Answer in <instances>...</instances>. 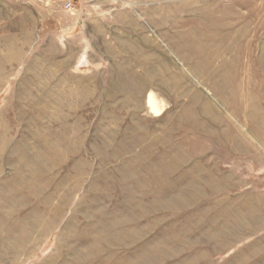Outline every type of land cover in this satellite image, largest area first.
<instances>
[{
    "label": "rangeland",
    "instance_id": "obj_1",
    "mask_svg": "<svg viewBox=\"0 0 264 264\" xmlns=\"http://www.w3.org/2000/svg\"><path fill=\"white\" fill-rule=\"evenodd\" d=\"M83 1L0 36V264H264V0Z\"/></svg>",
    "mask_w": 264,
    "mask_h": 264
},
{
    "label": "crops",
    "instance_id": "obj_2",
    "mask_svg": "<svg viewBox=\"0 0 264 264\" xmlns=\"http://www.w3.org/2000/svg\"><path fill=\"white\" fill-rule=\"evenodd\" d=\"M64 2H71L75 11L70 13L63 9ZM0 0V36H14V43L18 46L10 47L9 55L5 59L22 61L27 58L26 42L30 44L34 37L39 44L45 29L56 27L66 28V32L73 34V39L80 44L83 38H87L88 27L93 25L91 19L84 14L88 13L84 7L87 3L83 0ZM46 4V5H45ZM20 37L21 40H18ZM12 44V39L8 40ZM82 45L77 46L76 53H82ZM36 60L43 59L38 51L34 55ZM44 72H37L43 74Z\"/></svg>",
    "mask_w": 264,
    "mask_h": 264
},
{
    "label": "bare ground",
    "instance_id": "obj_3",
    "mask_svg": "<svg viewBox=\"0 0 264 264\" xmlns=\"http://www.w3.org/2000/svg\"><path fill=\"white\" fill-rule=\"evenodd\" d=\"M6 63V62H5ZM158 98V96H157ZM161 102H157L154 94L150 92L146 99L145 108H147V113L152 115L153 117H157L161 114V111H163V104H160ZM163 103V102H162ZM166 106V105H165ZM61 138V137H60ZM59 140V139H58ZM1 141V140H0ZM116 147V146H115ZM24 149V148H23ZM118 149V148H117ZM56 150V149H55ZM119 150V149H118ZM14 153V152H13ZM58 154V153H57ZM20 155V154H19ZM39 155V154H38ZM43 155V154H42ZM60 155V154H59ZM34 156V155H33ZM32 156V157H33ZM58 156V155H57ZM22 157V156H21ZM41 157V156H40ZM19 164L25 163V160L23 158H18ZM36 170V169H35Z\"/></svg>",
    "mask_w": 264,
    "mask_h": 264
},
{
    "label": "built area",
    "instance_id": "obj_4",
    "mask_svg": "<svg viewBox=\"0 0 264 264\" xmlns=\"http://www.w3.org/2000/svg\"><path fill=\"white\" fill-rule=\"evenodd\" d=\"M63 9L66 11H70L71 13L75 11V8L73 7L71 2H67L63 5Z\"/></svg>",
    "mask_w": 264,
    "mask_h": 264
}]
</instances>
